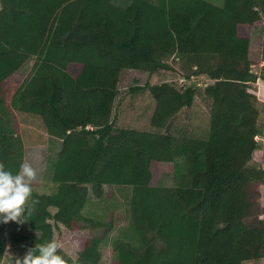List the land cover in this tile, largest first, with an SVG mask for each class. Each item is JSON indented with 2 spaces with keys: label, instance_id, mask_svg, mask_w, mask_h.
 Instances as JSON below:
<instances>
[{
  "label": "trees",
  "instance_id": "16d2710c",
  "mask_svg": "<svg viewBox=\"0 0 264 264\" xmlns=\"http://www.w3.org/2000/svg\"><path fill=\"white\" fill-rule=\"evenodd\" d=\"M254 28L262 32L264 0H0V163L24 159L14 111L38 117L60 142L52 194L32 192L22 219L32 235L5 233L26 249L70 232L111 223L83 215L89 194L130 187L131 245L113 243L116 264H245L264 259V217L255 191L264 169L249 166L264 120L250 92L259 77L249 56ZM172 60V63L169 62ZM34 61L8 100L4 83ZM178 66V69L175 67ZM177 76V82L132 88L154 102L150 131L111 119L121 72ZM179 71V72H178ZM208 81L203 84L202 81ZM202 99L204 137L172 131L174 119ZM173 165L170 186L157 184L158 165ZM264 167V146L262 154ZM257 211V212H256ZM102 236L88 237L67 264H99Z\"/></svg>",
  "mask_w": 264,
  "mask_h": 264
},
{
  "label": "rangeland",
  "instance_id": "374dc122",
  "mask_svg": "<svg viewBox=\"0 0 264 264\" xmlns=\"http://www.w3.org/2000/svg\"><path fill=\"white\" fill-rule=\"evenodd\" d=\"M216 6H222L223 0H206ZM113 4L125 7L129 0H112ZM262 32L259 28H254L250 36L249 56L252 60L251 70L259 80L250 87V92L258 99V106L264 117V56L262 54ZM172 63V60H169ZM34 61H30L20 72L14 74L4 83V92L10 100L13 93L29 76ZM178 69V66L175 65ZM179 72V71H178ZM177 76L163 74L149 75L144 72L124 70L121 72L118 90L119 95L115 102V107L111 115L116 125L122 128H131L139 131H150V117L154 108V102L148 91L132 92V88H141L146 85H155L163 82H177ZM207 84L208 81H202ZM18 123L19 132L24 146V159L33 165L36 176L31 181L32 192L40 194H52L56 191V185L51 181L54 163L59 151L60 142L50 136L44 130L41 120L32 115L14 111ZM264 120V118H263ZM209 117L205 105L200 97L195 98L191 108L181 112L172 122L170 129L174 131H186L195 137H204L208 131ZM260 149L253 154L249 162L250 167L264 169L262 165V154L264 146V136L259 139ZM173 182V165L170 163H160L158 165L157 184L170 186ZM258 196L256 206L259 217H264V187H258L255 191ZM131 188L120 186H104L103 194L100 198H95L89 194L87 203L83 209V215L96 221L111 223V229L105 234L101 230H85L81 232H70L64 228L55 231L54 239L59 244V250L75 259L82 248L83 241L92 236H102L100 243V263L116 264V254L113 251V243L117 239H122L131 245L136 246L134 240L129 242L131 232L129 228L128 201L130 199ZM30 197L27 199L28 204ZM257 212V211H256ZM22 219V217H21ZM23 220V219H22ZM4 224L5 233L8 236L11 232H19L32 235L28 230L24 220L18 221L9 218L7 221H0ZM128 239V240H127ZM27 249L18 244L7 242L6 250L1 264H10L11 256L22 257ZM245 264H264V259L259 262H246Z\"/></svg>",
  "mask_w": 264,
  "mask_h": 264
},
{
  "label": "clouds",
  "instance_id": "9594fccd",
  "mask_svg": "<svg viewBox=\"0 0 264 264\" xmlns=\"http://www.w3.org/2000/svg\"><path fill=\"white\" fill-rule=\"evenodd\" d=\"M35 176V169L27 159L21 160L16 170L0 163V221L9 218L23 221L21 217L32 194L31 181ZM59 247L55 240L35 244L22 257L11 256L10 264H67L58 252Z\"/></svg>",
  "mask_w": 264,
  "mask_h": 264
}]
</instances>
